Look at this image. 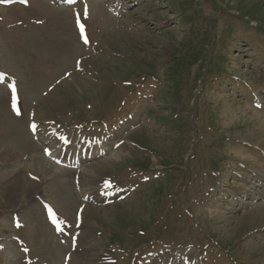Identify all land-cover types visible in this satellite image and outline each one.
Segmentation results:
<instances>
[{
    "label": "rangeland",
    "instance_id": "1",
    "mask_svg": "<svg viewBox=\"0 0 264 264\" xmlns=\"http://www.w3.org/2000/svg\"><path fill=\"white\" fill-rule=\"evenodd\" d=\"M28 1L0 5V264H264V0ZM56 127L108 149L55 165Z\"/></svg>",
    "mask_w": 264,
    "mask_h": 264
},
{
    "label": "bare ground",
    "instance_id": "2",
    "mask_svg": "<svg viewBox=\"0 0 264 264\" xmlns=\"http://www.w3.org/2000/svg\"><path fill=\"white\" fill-rule=\"evenodd\" d=\"M81 44V43H80ZM82 45V44H81ZM65 75V74H64ZM1 87V86H0ZM46 93V92H45ZM74 141H77V143H76V145L78 144V139H72V142L73 143H75ZM73 147H75V146H73ZM76 149V148H75ZM51 151H54V150H51ZM59 151H60V149L59 150H56V151H54L53 153H50V152H48L47 151V154L49 155V157L50 156H54L55 158H57V159H59L62 163H61V165H63V163L65 162V163H67L68 161H66V160H64L63 158H65V159H68V160H70V158H71V154H69V153H63V155H62V157L63 158H60V156L58 155V154H56V152L57 153H59ZM100 151V149L99 148H97V146H92V147H90V146H86L85 147V155H84V157H82V150H80L79 151V153H81V156L79 157L80 159L81 158H85V157H87V156H89L90 154H92L93 156H95L98 152ZM51 154H53V155H51ZM65 154V155H64ZM260 165V164H259ZM106 186H108V184H106ZM105 186V187H106ZM101 190V189H100ZM62 248H63V245H62ZM75 251H77V249L75 250ZM74 251V252H75ZM61 264V263H60ZM68 264H72V261L70 260V263H68Z\"/></svg>",
    "mask_w": 264,
    "mask_h": 264
},
{
    "label": "snow or ice",
    "instance_id": "3",
    "mask_svg": "<svg viewBox=\"0 0 264 264\" xmlns=\"http://www.w3.org/2000/svg\"><path fill=\"white\" fill-rule=\"evenodd\" d=\"M85 43H87V40H85ZM17 114H19V113H17ZM34 127V126H33Z\"/></svg>",
    "mask_w": 264,
    "mask_h": 264
}]
</instances>
